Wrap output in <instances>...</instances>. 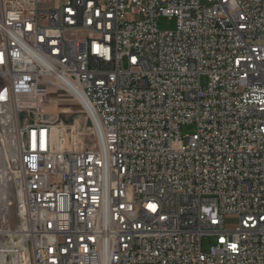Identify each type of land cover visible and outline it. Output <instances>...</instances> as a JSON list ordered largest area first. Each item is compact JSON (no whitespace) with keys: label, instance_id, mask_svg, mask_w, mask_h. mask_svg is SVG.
Wrapping results in <instances>:
<instances>
[{"label":"built area","instance_id":"2783aa9c","mask_svg":"<svg viewBox=\"0 0 264 264\" xmlns=\"http://www.w3.org/2000/svg\"><path fill=\"white\" fill-rule=\"evenodd\" d=\"M0 149V264H264V0H0Z\"/></svg>","mask_w":264,"mask_h":264},{"label":"rangeland","instance_id":"374dc122","mask_svg":"<svg viewBox=\"0 0 264 264\" xmlns=\"http://www.w3.org/2000/svg\"><path fill=\"white\" fill-rule=\"evenodd\" d=\"M48 3H44L42 7H48ZM157 28L160 32H171L176 29V19L169 18L167 16H160L157 19ZM55 103L49 104L43 108L45 113V120L54 121L55 117L58 116V124L64 128V136L62 132H55L53 129V138L57 143L61 145V149L69 150L72 147L73 142L79 147L90 148L95 142V136L91 131V124L85 114L83 108L72 98L67 97L62 94H54L51 97V102ZM30 123L36 121V117L32 114L28 120ZM69 127H74V134H70ZM196 127L194 124L183 125L180 128V134L183 140L186 137L195 133ZM74 139V141H73ZM14 158V155H7V160ZM10 171L7 169L6 178L7 184L5 186V193L8 196L10 202L9 215L10 222L12 224L17 223V205L18 198L16 194V188L12 180L9 179ZM229 223H234V220H229ZM213 239L211 243H213ZM204 248H207V243L205 242Z\"/></svg>","mask_w":264,"mask_h":264},{"label":"bare ground","instance_id":"6f19581e","mask_svg":"<svg viewBox=\"0 0 264 264\" xmlns=\"http://www.w3.org/2000/svg\"><path fill=\"white\" fill-rule=\"evenodd\" d=\"M53 129H55L54 131L56 133L57 132H62V134L64 136V128H59V127L54 126ZM68 130L70 131V134H71V130L70 129H68ZM73 134H74V132H73ZM73 141H74V139H73ZM54 146H55L56 149H61V145L59 143H57L56 141H54ZM6 162H7V152H4L3 149H0V196L3 195L4 191L6 190L5 189V186L7 184Z\"/></svg>","mask_w":264,"mask_h":264}]
</instances>
